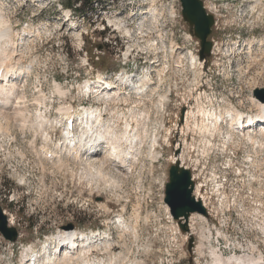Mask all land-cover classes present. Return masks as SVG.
Listing matches in <instances>:
<instances>
[{
    "label": "rangeland",
    "instance_id": "rangeland-1",
    "mask_svg": "<svg viewBox=\"0 0 264 264\" xmlns=\"http://www.w3.org/2000/svg\"><path fill=\"white\" fill-rule=\"evenodd\" d=\"M69 1L0 0L4 18L11 21L15 35L19 34L15 36L16 40L25 32H40L39 35L28 37L18 55L22 57L23 67L30 68L29 76L24 78L28 107L26 118L32 119L34 123L40 112L52 121L59 122V114L64 115V108L69 104L102 107L105 101L100 96L87 99L81 96V90L88 82L94 85L98 77L113 81L112 78L124 71L132 80L128 83L117 82L119 87L134 93L133 86L138 84L140 77L148 74L151 78L148 84H157L150 87L159 89L164 95L167 92L170 101L159 115L154 107V99L153 102L151 98L146 99L150 102L145 108L136 98L132 101L137 106L136 114L141 110L146 111V108L152 110V102L151 120L155 122H150L148 126L160 130L158 134L150 132L148 137L140 135L135 144L124 148L127 150L126 157L137 164L138 171L137 176L127 179L112 170L110 164L105 167L104 174L97 175L94 169L84 174L83 170L67 159L61 163L48 161L33 151V148L38 151L43 147L52 148V143L44 141L46 136L41 137L40 131L32 130L30 124L24 131L13 123L10 126L2 123L0 206L10 225L17 229L19 238L12 243L0 233V264H38L43 259L48 260L53 249L59 248L56 241L62 229L70 227L76 233L74 236L78 235L84 245L91 243L90 238L98 241L91 243L95 245L94 248L88 246L90 253H86L87 248H84V253L79 252L77 260L82 263L92 257V264H107L111 261L112 264H214L213 249L228 257L239 254L264 258V207L261 213L256 210L259 208L256 201L264 204V166L261 167L263 174L256 168L260 160H264V151L251 150L249 153V147L242 143L239 146L240 137L232 134L234 139H211L210 135L201 133L196 127V120L193 117L190 120V116L185 135L180 132L185 123L183 120L181 122L180 116L183 107L191 105V111L196 112V119H202L197 114L194 99L195 90L199 89L196 86L198 81L205 83L199 86L205 96H216L220 101L225 99L226 110L236 107L245 115L258 112L257 108L251 106L250 99L253 97L258 100L256 91L264 90V56L255 52L259 57L256 62L251 61L247 56V40L264 33V20L252 19L251 16L246 20L238 19L243 4L202 0L207 12L215 19L209 37V41L214 42L215 55L207 57L194 68L190 55L185 53L188 50L195 55L199 46L191 28L180 19L179 0H140L131 4V0H114L113 4L111 0H99L92 10H75L80 9L79 4L75 5L74 10L69 9L66 7ZM152 1L157 4L162 2L167 11L174 9L177 12L176 19L167 18L171 21L168 20L165 28L161 29L164 32L146 28L148 31H141L130 20L129 15L142 12L144 6L147 9L153 4ZM113 21L117 22L113 25L120 26L110 30L107 25ZM102 24L106 27L107 35L102 30ZM159 33L165 34L166 44L156 49L155 41L159 39ZM239 36L243 51L228 56L226 50L232 49ZM176 47L180 48L178 53ZM127 54L131 57L125 61L122 56ZM195 56L199 57V54ZM157 65L159 67L155 68ZM160 79H163L162 84H158ZM58 88L67 92L65 96L59 95ZM232 90L240 92V99L232 97ZM153 97L156 99V94ZM119 105L122 109L131 106L128 101H121ZM136 120L132 127H135ZM119 126L124 127V122L120 120ZM167 129L171 131L170 136L166 134ZM49 133L53 136L61 134L57 129L49 130ZM184 139H187L189 146L187 151L192 148L190 155H186V163L194 172L198 185L204 186L203 194L209 197L206 208L208 216H204L207 220L196 214L192 223H189L192 225L189 226V233L182 231L164 201L173 157L183 151V146L179 151L177 145ZM207 140H213V145H208L205 142ZM129 148L134 149L132 154H128L131 151ZM225 149L226 152H223ZM211 150L214 152L210 153ZM249 154L257 162L259 160L258 164L247 162ZM108 161L111 162V159ZM226 161L232 163L231 170L223 168L226 167ZM194 163L200 166L196 167ZM216 174L227 177L224 190L220 193L216 192L214 184ZM92 175L97 180L92 179ZM254 177L260 179L261 186L252 188L251 184L248 185L246 178L254 182ZM251 188L253 191H250ZM222 191L226 195L221 196ZM97 197L102 201H98ZM119 218L126 222L127 228L118 223ZM99 234L101 238H106L102 243ZM105 242L111 244L110 249L102 247ZM47 245L48 252L44 253ZM33 253H36L35 257Z\"/></svg>",
    "mask_w": 264,
    "mask_h": 264
},
{
    "label": "bare ground",
    "instance_id": "bare-ground-1",
    "mask_svg": "<svg viewBox=\"0 0 264 264\" xmlns=\"http://www.w3.org/2000/svg\"><path fill=\"white\" fill-rule=\"evenodd\" d=\"M98 1L99 0H95L93 3V6ZM105 1H107V0H105ZM111 1H112V4L115 2L114 0H111ZM136 1H138V0H136ZM225 1L233 2L235 5L243 4L241 6V12L239 13L238 19L246 20V19H248L249 16H251L252 19H256V20L259 19V21L264 20V17H263L264 16V0H225ZM134 2H135V0H131L130 4L134 3ZM171 2H173V1H171ZM143 4H144V2H143ZM168 4H167V6H168ZM125 7H126V5H125ZM95 9H96V7H95ZM247 9H250V11H247ZM111 10H112V8H111ZM153 10L154 9H150V8L146 9L144 14H143V18H140V19H138V18L141 15H139V13H137V12H136L137 14L134 12V15H132V17H130V20L132 21V23H136L138 20V24L136 25V28H138V26H139V30H141V31H144V30L148 31L146 29H150L151 31L156 32V31H159V29H160L159 32H164V31H161V29H164L165 25L168 23V20H170L167 18L176 19L178 17L176 10L173 9V10L169 11V9H168V11H167L166 6L164 7V6L159 5L158 8L156 9V11H158V12H154ZM2 11H3V9L0 7V127L3 126V124L10 126V125H12L11 123H13V124H15V127L22 128L25 131V129H28V124H30V127H32V130L34 129V130H36L35 132L38 131V133L40 131L41 137L46 136L44 141H46L47 143L51 142L52 146H54V149H51V150L47 147H43V148H40L39 151L36 150V148H33V151L35 150V153L38 156L43 157V158L47 159L48 161L60 162V163L62 162V159H63L62 155L64 156V154H65V155L71 157L72 154L74 153L75 144H73V146L70 145L71 143H70L69 137L74 136L75 139H77V140H79V139L84 140L85 138H87V136L91 132L94 134L96 139L100 140V142L105 143L107 148L104 149V151L101 154H98L100 148H102L103 145L100 143L94 142V141L90 142V140H87L85 142H86V145L89 143V146L88 147H81L80 146V148H78V151L82 157V159H81L82 165L81 166H82V170L85 172L84 174H86L87 172L89 173L91 171L90 169H92V170L94 169L98 172L97 175L102 174V173L104 174V170L106 169L105 167L107 166V164L112 165L111 162L108 161L109 158H111V159L116 158L115 160H119L121 158H124V156H126V154H127V150L124 148H126L127 145L132 146V144H135V142L140 139V135L145 134L148 137V134H150V132H152V131H153V133L158 134L160 128L154 127L151 129V126H152L151 125L150 129H148V124H150V122H151V124H153V121H154V120L153 121L151 120V117H150L148 111H144L141 113V115H137L135 108L134 107L131 108V106H130V108L127 109L126 112H120L119 117L117 116V118H119V121L121 120L124 122V127L119 128L121 126H119V124H117L115 126V129H114L112 127L111 122H110L111 119L114 118L113 117L114 115H112V118L110 119V121H108L107 119L103 118V116L104 117L108 116V115H106L107 111H105L103 113V116H102L101 115V111H102L101 108L97 107L95 109H90V108L85 109L81 113L79 118L77 119V121H79L78 125L76 126V128L74 130L71 131V133H73V134H71L69 132L68 134H65V135L61 136V138L57 139L58 144L54 143L53 137L51 136V133H49V130L53 131L54 125H56V126L60 125L63 116H66V117L68 116L69 107L64 108L65 109V113L63 112L64 115H62L59 111L60 115H62L61 118L59 119V122L52 121L51 119H49L47 117V115L45 116L43 114H39L40 112L36 115V117H35L36 121L34 123L31 122L32 119L30 120V118H26V111H27L28 107L26 105L27 104V97L24 94V90H26L25 89L26 85L24 84V78L29 76L30 68L29 67H27V68L23 67V65L21 63L22 57L19 58V56H20L19 52L21 53V49L24 48L23 46L25 45V42L29 39L28 38L29 36L39 35L40 32L38 34H32V33L30 34V33L25 32L24 35H22V36L20 35V37H17L18 40H16L15 36L17 34L15 35L16 32L12 27L11 21L4 18ZM88 12H90V11H88ZM114 22L117 23L116 21H113L110 23L111 26L107 25L110 30H111V28H114L118 25L120 26V24H118V25L114 24L113 25ZM122 22H124V24H126L125 21H122ZM92 23H93V21H92ZM105 25H103V29H106ZM88 27H89V24H88ZM89 28H91V27H89ZM106 33H108V32L106 31ZM159 34H161V33H159ZM240 39H241V37L238 39L237 42H235L232 49L230 48V50L229 49L226 50L225 54L230 56V55H235L238 51H241L242 46L240 43L241 42ZM155 42H156V47H157L156 49H158V47H160V46L164 47L166 44L165 43V34H163V35L161 34L159 39ZM198 43H199V41H198ZM151 46H153V45H151ZM247 50H248L247 56L253 62H256V60L259 57V56H257V53H255V52H260V54L262 56H264V33H262L260 37L252 36L251 38H248ZM186 54L190 55V57H191L192 67L196 68L202 63L200 61V57L195 56L196 54L194 55L191 51L187 50ZM213 55H215V50H214ZM17 56H18V58H17ZM122 57H124V56H122ZM182 57H180V58H182ZM236 63H237V61H236ZM158 65L155 68H158L159 67ZM163 67H164V65H163ZM160 69H162V68H160ZM106 79H108V78H106ZM131 80L132 79L124 71L120 75H117L113 81L112 80L108 81V80H105V78L98 77V79L94 85H91L88 82V84L81 91L84 95L87 93H90V95H91V93L97 92L101 96L103 101H105V102L108 100H111V101L112 100L113 101L119 100L121 98V96L126 95V93L132 94L131 96L128 95V97H125V99H121V100L127 102V99L131 100L133 98L135 100V98H136V100L138 99L139 102H142V104L144 106H147V102H150L149 100H146V99L151 98V100L154 99V101H155L154 107H155V110L157 111V114L158 115L161 114V112L164 111V109H165V105L170 101V98H169L170 96H168L167 92L164 95L161 92H159V89H156V90L152 89L150 87V85L152 86V85H157V84L154 82H151L150 85L148 84L151 81L150 75H148V74L144 75L143 77H140L138 84L136 86H133L134 88H132V90L134 93H131L130 90L126 91V89H123L122 87H119L116 84L117 82H124V81H126L128 83ZM162 81H163V79H160V82L158 84H162ZM203 84H205L203 81H201V82L198 81L196 83V86L199 89L198 90L194 89L196 91V96H194V99H195V103H197V109H198L197 114H198V116H201L202 119H201V121H198L196 119V112L191 111V109H192L191 105L190 106L187 105V107L185 106L186 108L183 107V111H182V114L180 116H181V122L183 120L185 123L181 127L180 132L183 135H185L184 130H186L185 128H188V126H187L188 122L194 118L197 122L196 127L201 131V133H206V134H208V136L210 135L212 137L211 139H216V140L219 138L220 139H225V138L234 139L233 136H237V137H240V138H238L239 146L242 143L246 147H249L248 148V149H250L249 153L252 152L251 150H254V152H262L261 150L264 151V97L256 95L257 98H259L258 100H256L255 98L252 97L250 99L251 106L254 108H257L258 112L245 115L243 112H241L236 107L234 109L226 110V108L224 107V104L226 105L225 99H222V101H220L216 98V96H212V95L211 96H205V94H204L205 92L203 93L201 90V87H199V86H202ZM85 90H87L86 93H84ZM113 90L115 92H113ZM57 91L59 92V95L61 97L65 96V94L67 93V92L65 93L64 91H62L59 88ZM191 93H193L192 88H191ZM155 94H156V99H155V97H153V95H155ZM230 94L232 95V97H235L237 99H240V97H241L240 92H235L233 90L231 91ZM191 95H193V94H191ZM152 102H153V100H152ZM152 102L150 103L151 104L150 108L152 109V110H150L151 113H153ZM134 103L135 102H132V104H134ZM207 105H209V106L207 107ZM134 106L137 108L136 105H134ZM28 114H29V112H28ZM32 117H33V115H32ZM70 118H71V116L69 115V119ZM189 118H190V120H189ZM135 119H137L135 121L136 122L135 127H132V125H134ZM94 120H96V121L98 120L99 121L98 124L93 125L92 122ZM30 127H29V129H30ZM191 129H193V128H191ZM196 129H194V130H196ZM187 131H189V130H187ZM194 133H195V131H194ZM166 134L168 136L171 135L170 129L166 130ZM230 134H232L233 136ZM212 141L207 140L205 142H207L208 145H213ZM155 142H153V143L155 144ZM177 146H178L177 149L179 151L182 149V146H183V151L181 152V154H176L175 157H173V164L180 163L183 167L191 169V167L188 166L186 163V161H187L186 155H188L192 151V148H191V151H190V149H189V152L187 151L189 148L188 143H187V139H184L182 141V143H180V144L178 143ZM215 146H217V144H215ZM2 147H4V146H2ZM133 148L135 149V145L133 146ZM133 148H129V149L134 150ZM193 150H195V149H193ZM78 151H77V153H78ZM213 152H214L213 150L210 151V153H213ZM223 152H226V149L223 150ZM256 155H257V153H256ZM255 159L256 158L252 159V155L249 154L247 157V162H249V164H251V165L252 164H258L259 160L257 162V160H255ZM64 160H66V159H64ZM88 160H90V161H88ZM85 161H88V162H85ZM194 164L196 167L200 166V164L199 165H197L196 163H194ZM259 166H260V168H259ZM259 166L256 168H258V171H260V173H261L262 169H263L261 167L264 166V160L263 159L260 160ZM195 170H197V169H195ZM120 172H121V177L124 179H127V177L135 176L138 171H136L135 167H129V164H127L123 168V170H121ZM92 173H90V175ZM250 174H252V170L250 171ZM262 174H263V172H262ZM104 176L106 177V175H104ZM249 178H246V180L249 181V183L248 182L247 183H248V185L251 184L252 188L256 185L261 186L260 179L258 180V179H256V177H254V179L256 181L251 182V179H249ZM92 179H96V176H95V178L93 176ZM216 179H217V174L215 175L214 184H215V187L217 188L216 192L220 193L221 190H224L225 186L223 184H221V182L216 181ZM112 180H114V179H112ZM115 181H112V182L115 183ZM97 182H99V180ZM100 182H101V180H100ZM203 188H204V186L198 185L196 196H197L198 200L203 203L204 207L208 209L207 201H208L209 197H208V195L203 194ZM252 188L250 189V191H253ZM213 190H215V188ZM262 190H264V188H262ZM207 193H208V191H207ZM258 193L260 194V192H258ZM224 194L226 195V193L224 191H222V193L220 195L223 196ZM256 205H259V208L256 210L259 213H261L262 212L261 209L264 207V204H262L261 201H256ZM199 216L202 219L207 220L204 216H202V215H199ZM194 217H195V214L189 219L188 223H192L191 221ZM118 223H120L122 226L127 228V224L122 218L118 219ZM190 227H192V225ZM261 230H262V228H261ZM61 232H62L61 236L58 237L59 239L56 241V245L59 247L58 250L53 249L51 254H49V259L48 260L43 259V261L38 262V264H92V260H91L92 257L91 258L88 257V260L85 263H82L80 260H77V259H78V256L80 255L79 252L80 253L85 252V251H83V250H85L84 248L88 249V246H89V248L95 247V245H91V243H93V242L97 243L98 241H96V238H95V240L90 238L91 243L86 246L80 240V237L78 238V235H77V237L74 236L76 233H74V231H72V229L64 228V229H62ZM263 233H264V230H263ZM99 236H100L99 240L101 239V243H102V240H106V238H104V237L101 238L100 234H99ZM67 242H69L70 244L66 245ZM107 243L108 242H105L104 246H102V247H105L106 250H108V248L109 249L111 248L110 247L111 244L108 245ZM44 248L46 249V252H44V253H47L48 252L47 251L48 245L45 246ZM76 249H78V250L73 251ZM86 253H90V250L88 249V252L86 251ZM88 255H90V254H88ZM212 256L214 259V261H213L214 264H264V258L263 257L256 259L255 257H250V256L246 257L245 255H239V254L238 255L234 254L232 257H228V256L223 255V253L219 254L218 252H216L215 249H213ZM120 257H122V256H120ZM47 258H48V256H47ZM66 259H68V260H66ZM118 259H120V258L118 257ZM111 262L107 263V264H112ZM27 263H28V261H27ZM101 264H105V263L101 262Z\"/></svg>",
    "mask_w": 264,
    "mask_h": 264
},
{
    "label": "water",
    "instance_id": "water-1",
    "mask_svg": "<svg viewBox=\"0 0 264 264\" xmlns=\"http://www.w3.org/2000/svg\"><path fill=\"white\" fill-rule=\"evenodd\" d=\"M182 6V17L193 31V35L200 41V60H205L211 55L212 42L208 39L212 34L215 24L214 17L209 14L202 0H179ZM256 95L264 97V90L256 91ZM258 96V97H259ZM182 177V184L177 193L175 189L176 177ZM195 184L192 173L180 163L171 166L169 171V182L165 187V203L169 207L170 214L176 220L183 232L189 233V218L193 214L208 216L207 209L202 202L198 201L194 193ZM98 201L102 199H97ZM72 229V227H70ZM0 233L12 243L19 238L17 229L10 225L8 217L0 206Z\"/></svg>",
    "mask_w": 264,
    "mask_h": 264
},
{
    "label": "trees",
    "instance_id": "trees-1",
    "mask_svg": "<svg viewBox=\"0 0 264 264\" xmlns=\"http://www.w3.org/2000/svg\"><path fill=\"white\" fill-rule=\"evenodd\" d=\"M95 0H70L66 5L67 8L74 10L75 5H80V9L75 8V10H90L93 7V2Z\"/></svg>",
    "mask_w": 264,
    "mask_h": 264
},
{
    "label": "snow or ice",
    "instance_id": "snow-or-ice-1",
    "mask_svg": "<svg viewBox=\"0 0 264 264\" xmlns=\"http://www.w3.org/2000/svg\"><path fill=\"white\" fill-rule=\"evenodd\" d=\"M181 184H182V177L177 176L176 180H175V189H176L177 193H179V190L181 188Z\"/></svg>",
    "mask_w": 264,
    "mask_h": 264
},
{
    "label": "built area",
    "instance_id": "built-area-1",
    "mask_svg": "<svg viewBox=\"0 0 264 264\" xmlns=\"http://www.w3.org/2000/svg\"><path fill=\"white\" fill-rule=\"evenodd\" d=\"M111 26V25H110ZM103 30V32H105L104 34L106 35V29H102ZM110 115V113H109V109H108V111L106 112V115Z\"/></svg>",
    "mask_w": 264,
    "mask_h": 264
}]
</instances>
